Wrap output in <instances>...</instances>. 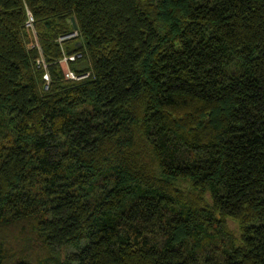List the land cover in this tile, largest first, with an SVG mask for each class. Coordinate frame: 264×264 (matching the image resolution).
<instances>
[{
    "label": "trees",
    "instance_id": "16d2710c",
    "mask_svg": "<svg viewBox=\"0 0 264 264\" xmlns=\"http://www.w3.org/2000/svg\"><path fill=\"white\" fill-rule=\"evenodd\" d=\"M0 264H264V0H0Z\"/></svg>",
    "mask_w": 264,
    "mask_h": 264
},
{
    "label": "built area",
    "instance_id": "2783aa9c",
    "mask_svg": "<svg viewBox=\"0 0 264 264\" xmlns=\"http://www.w3.org/2000/svg\"><path fill=\"white\" fill-rule=\"evenodd\" d=\"M33 18H32V16H30L29 17V21H28V23H27V25H28V27H30V28H33ZM79 36V34H78V31H74L71 35H69V36H67V37H63V38H61L60 39V41H63V40H65V39H71V38H76V37H78ZM75 56H72V57H65L64 58V61H68V60H70V61H73V60H75ZM67 77L69 78V79H71V80H81V79H84V78H86V77H88V75H84V76H77L74 72H72V71H69L68 72V74H67ZM44 79L46 80V81H49V77H48V74H46L45 76H44Z\"/></svg>",
    "mask_w": 264,
    "mask_h": 264
},
{
    "label": "water",
    "instance_id": "95a60500",
    "mask_svg": "<svg viewBox=\"0 0 264 264\" xmlns=\"http://www.w3.org/2000/svg\"><path fill=\"white\" fill-rule=\"evenodd\" d=\"M71 22H72L74 30L77 31L78 30V25H77L76 19L74 17L72 18Z\"/></svg>",
    "mask_w": 264,
    "mask_h": 264
},
{
    "label": "rangeland",
    "instance_id": "374dc122",
    "mask_svg": "<svg viewBox=\"0 0 264 264\" xmlns=\"http://www.w3.org/2000/svg\"><path fill=\"white\" fill-rule=\"evenodd\" d=\"M231 225H232V227H235V225L233 223Z\"/></svg>",
    "mask_w": 264,
    "mask_h": 264
}]
</instances>
